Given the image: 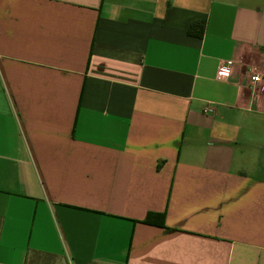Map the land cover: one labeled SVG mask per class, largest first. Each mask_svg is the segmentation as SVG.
Listing matches in <instances>:
<instances>
[{"label": "crops", "instance_id": "0c3cea01", "mask_svg": "<svg viewBox=\"0 0 264 264\" xmlns=\"http://www.w3.org/2000/svg\"><path fill=\"white\" fill-rule=\"evenodd\" d=\"M0 264H264V0H0Z\"/></svg>", "mask_w": 264, "mask_h": 264}, {"label": "trees", "instance_id": "16d2710c", "mask_svg": "<svg viewBox=\"0 0 264 264\" xmlns=\"http://www.w3.org/2000/svg\"><path fill=\"white\" fill-rule=\"evenodd\" d=\"M202 23H197L194 26H202ZM190 32L192 33V29L190 30ZM162 221H164V215L163 214H156V213H151L149 214L145 220L142 222L144 224L147 225H156V226H162ZM164 226V225H163Z\"/></svg>", "mask_w": 264, "mask_h": 264}, {"label": "built area", "instance_id": "2783aa9c", "mask_svg": "<svg viewBox=\"0 0 264 264\" xmlns=\"http://www.w3.org/2000/svg\"><path fill=\"white\" fill-rule=\"evenodd\" d=\"M225 66H228V63H222V64L219 65L218 70H217L216 79L219 80V81L228 82L229 79H230V77H231L232 70H233V66H232V64L230 65V67H231V74H230V76H229L226 80H225L223 77L217 78V77H218V73H219L220 70H221L223 67H225ZM256 75H258V74H254V75L251 76V82H252V84H254V85H258V84L262 83V81H263L262 77H261V80H260L259 82L254 81V80H253V77L256 76ZM212 111H214V109H213L212 107H207V108L205 109V112H207V113H210V112H212Z\"/></svg>", "mask_w": 264, "mask_h": 264}, {"label": "clouds", "instance_id": "9594fccd", "mask_svg": "<svg viewBox=\"0 0 264 264\" xmlns=\"http://www.w3.org/2000/svg\"><path fill=\"white\" fill-rule=\"evenodd\" d=\"M231 61H228V66L223 67L220 72L218 73V77H223L225 80L230 76L231 74ZM253 80L256 82H259L261 80V76L260 75H256L253 77Z\"/></svg>", "mask_w": 264, "mask_h": 264}]
</instances>
